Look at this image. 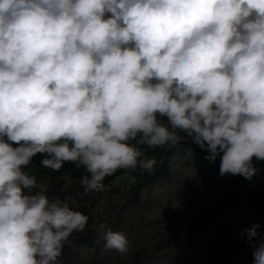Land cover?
<instances>
[{"label": "clouds", "instance_id": "9594fccd", "mask_svg": "<svg viewBox=\"0 0 264 264\" xmlns=\"http://www.w3.org/2000/svg\"><path fill=\"white\" fill-rule=\"evenodd\" d=\"M180 142L221 176L264 160V0H0V264H58L87 224L24 170L38 154L83 167L87 194L119 169L154 172L142 146ZM103 240L128 250L121 232Z\"/></svg>", "mask_w": 264, "mask_h": 264}, {"label": "trees", "instance_id": "16d2710c", "mask_svg": "<svg viewBox=\"0 0 264 264\" xmlns=\"http://www.w3.org/2000/svg\"><path fill=\"white\" fill-rule=\"evenodd\" d=\"M142 148L145 157L156 160L155 171H145L139 165L135 169H119L105 178L106 190L102 192L84 193L80 180L88 173L83 167L69 174L70 184L67 185L63 171L72 165L70 162H66L59 172L39 165L34 173H29L35 175L38 181L48 182L46 195L50 199L66 201L73 210L88 216L85 229L74 232L69 238L70 243L65 245L58 257V264H254L255 243L245 230L258 224L257 236L264 237V204L259 202L255 216L244 226L237 218L241 211L251 212V203L238 197L230 198V202L223 200L220 209L228 215L224 216L219 210L218 226L207 239L208 248L206 251L201 249L196 256L199 246L194 236H190V240L185 238L184 227L191 217H201L208 211L210 196L219 192L220 162L217 159L209 162L205 159L208 153L190 142ZM178 156L191 163L205 161L211 170L194 181L190 191L178 196L177 214L170 218L168 230L164 232L158 218L153 219L156 214L152 210L157 208V204L163 205L153 197V190L161 188L167 194H173L170 184L173 179L172 165ZM124 173H130L135 184L122 193L116 178ZM210 224L211 221H205V232ZM107 228L126 236L129 242L127 252L105 250L103 233Z\"/></svg>", "mask_w": 264, "mask_h": 264}, {"label": "rangeland", "instance_id": "374dc122", "mask_svg": "<svg viewBox=\"0 0 264 264\" xmlns=\"http://www.w3.org/2000/svg\"><path fill=\"white\" fill-rule=\"evenodd\" d=\"M41 158L42 156L38 154L33 158V163L27 166L24 170L27 173H34L40 165L39 161ZM217 162H220L219 157H217ZM208 166L209 163L205 161H202L201 164L197 162L191 163L185 157L178 156L172 165L173 179L170 184L172 185L173 194H167L166 191L161 188H155L153 190V197L158 198L163 204H157V208L154 209V211L152 210V212L156 214L153 219L156 220L158 218V224L164 232H167L168 230L167 227L170 218H173L177 214L178 202L176 199L180 194L190 191L193 187L192 183L196 180H200L202 174L211 170V167ZM252 166L256 169V172L251 179H245L242 176L232 174L221 176L219 192L210 196L211 200L209 199L208 201L210 204L207 209L208 211H205L201 217L193 216L187 221L186 227H184L185 238L190 240V236L195 237V242L199 246L198 252L196 251V256L199 255L201 249H205L206 251L208 248L207 239L218 226L219 210L222 211L224 216L228 215L224 209H220L223 200L230 202V198L238 197L241 200H247L251 203V212L247 213L241 211L237 218L238 222L244 226L249 224V220L255 216L258 211L256 207L259 205V202L260 204H264V160H257L253 157ZM81 168L82 167H77L75 164H72L68 169L63 171V176L66 178L67 185L70 184L69 174L71 172H77ZM116 184L123 193L135 184V180L130 173H124L116 178ZM205 221H211L207 232L203 229ZM253 240L255 244H259L264 241V237L256 236Z\"/></svg>", "mask_w": 264, "mask_h": 264}]
</instances>
